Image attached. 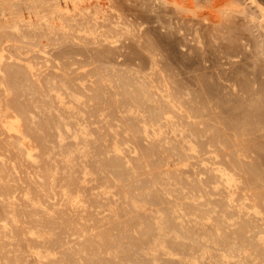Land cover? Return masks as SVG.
Wrapping results in <instances>:
<instances>
[{"label":"bare ground","instance_id":"1","mask_svg":"<svg viewBox=\"0 0 264 264\" xmlns=\"http://www.w3.org/2000/svg\"><path fill=\"white\" fill-rule=\"evenodd\" d=\"M184 1L2 4L0 264H264L255 9Z\"/></svg>","mask_w":264,"mask_h":264},{"label":"rangeland","instance_id":"2","mask_svg":"<svg viewBox=\"0 0 264 264\" xmlns=\"http://www.w3.org/2000/svg\"><path fill=\"white\" fill-rule=\"evenodd\" d=\"M3 1H4V0H3ZM3 1H2V2L0 1V2H1V3H0V4H1V5H0V8H2V7H1L2 4H3V6H6V7L9 5L8 7H10V11L12 10L11 7H12L14 4H15L16 6L21 5V3H20V4H17V3L20 2V0H19V2H16L17 0H16V1L14 0V1H15V2H13L14 4L11 3L13 0H12V1L10 0L9 3H7V1H9V0H6L5 2H3ZM23 1H24V0H21L22 4L24 3ZM182 1H184V0H182ZM187 1H188V0H186V1H184V2H187ZM190 1H191V0H190ZM192 1H195V0H192ZM192 1H191V2H192ZM197 1H201V2L198 3ZM197 1H196L197 4L195 3L194 5H200V6H201V5L207 6V5H208V4H202V3H203L202 0H197ZM243 1H244V0H240V2L243 3V4H242V7L244 6V7H246V9H249V10H246V12H250V11H253V9H255L256 11L254 10V13L257 12L258 14H257V13H256V14L259 15V12H258V10H257L256 8H254L253 6L251 7V5H247V4H249L248 0H245L244 2H243ZM206 2H208V0H207ZM206 2L204 1V3H206ZM6 3H7V4H6ZM246 3H247V4H246ZM258 3H259V4L262 3L263 5H262V4H261V5L264 7V1H263V0H258ZM5 4H6V5H5ZM244 4H245V5H244ZM15 5H14V6H15ZM246 5H247V6H246ZM248 6H250L252 9H251L250 7H248ZM8 7L6 8L7 10H9ZM201 7H202V6H201ZM3 8H5V7H3ZM14 9H15V8H14ZM14 9H13V10H14ZM250 9H251V10H250ZM17 10H19V9H17ZM201 10H205V9H201ZM15 11H16V9H15L14 11H12L13 14H15V13L17 12V11L15 12ZM12 12H7V16H12V15H10V13L12 14ZM250 13H251V12H250ZM250 13H248V15H250ZM254 13L252 12L251 14H254ZM18 14H19V13H18ZM245 14H246V13H245ZM22 15H24V12H23V14L21 13V16H22ZM248 15H247V14L244 15V16L239 15L240 18H237V19H238V20H240V19L242 20V19H243L242 17L246 18V16H247V18H249ZM257 15L254 14V15L250 16V17H252L251 20L246 18L245 20L243 19L242 21H241V20H240V21H237L238 23L235 22V29H236V26L238 25V26H237V28H238V29H237V30H238V33H239L240 31H241V33H242V32H244V33L247 32V33L245 34L246 37H249V36H247V34L249 35L250 32H251L252 30H254V31H252L253 33H255V32H257V31L259 30L258 33H255V34H257V35H255V34H253V33L250 34V36L255 35V36L253 37V38H255V40L250 39L251 37L249 38L250 40L255 41L254 43L257 42V41H256L257 39H259V42H260V41L263 40V38H264V30H263V29L261 30V28H259L260 26H257V24H256V22H258V20H259V19H257V17H258ZM239 16H238V17H239ZM22 17L24 18V16H22ZM259 17H260V16H259ZM254 18H255V19H254ZM237 19H236V20H237ZM252 19H253V21H252ZM256 19H257V20H256ZM5 21H6V23H11L12 20H11L10 18H9V20H8V19H7V20H3V21L0 20V22H2V23H4ZM248 21H251V22H248ZM259 22H260V20H259ZM259 22H258V23H259ZM249 23H250V24H249ZM253 23H255V24L253 25ZM236 24H237V25H236ZM247 25H248V26H247ZM253 26L256 27L257 29H256V28H253ZM242 27H243V28H242ZM250 27H251V28H250ZM243 29H245V30H243ZM246 29H247L248 31H246ZM250 30H251V31H250ZM262 31H263V32H262ZM235 32H236V30H235ZM241 33H240V34H241ZM234 34H236V33H234ZM240 34H237V35H240ZM259 34L262 35V36H258ZM240 36H243V33H242ZM256 36H257V37H256ZM234 37H235V38H234ZM258 37H259V38H258ZM260 37H263V38L260 39ZM232 38H234V40H235V39L237 38V36H234V35H233V36L231 37V39H232ZM237 39H238V38H237ZM259 42H258V43H259ZM258 43L255 44V46H257V47L255 48V46H254V47L252 48V51H255V53H257V54H260V53L262 52V50H263V54L261 53V54L259 55L260 59L258 58V55L256 54L258 59L256 58V60H254V61H257L256 63H258V64H255L253 61H251V63H252V64H255V66L258 65L256 68H257V69H261V70H258V71H260V72H264V68H261V67H264V64H263V63H264V61H263V59H264V46L262 47V45H261L260 43H259V44H258ZM261 43H264V40L261 41ZM260 45H261V46H260ZM263 45H264V44H263ZM253 49H254V50H253ZM261 64H262V65H261ZM260 65H261V66H260ZM259 67H260V68H259ZM261 79H263V80H261L260 82L264 81V76H263ZM262 83L264 84V82H262ZM263 84H262V85H263ZM262 87H263V86H262ZM263 89H264V88H263ZM263 91H264V90H263ZM263 98H264V92H263ZM255 149H256V152L258 151L260 154H262V155L264 154V153H263L264 151L261 150V146H259V147L257 146ZM262 159H263L262 162H264V157H262ZM184 164H185V163H184ZM180 166L183 167V163H180ZM172 167H173V166H172ZM173 168L175 169V167H173Z\"/></svg>","mask_w":264,"mask_h":264}]
</instances>
